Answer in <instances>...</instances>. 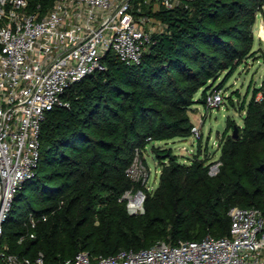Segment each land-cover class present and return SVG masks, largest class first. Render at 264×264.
I'll use <instances>...</instances> for the list:
<instances>
[{
    "label": "trees",
    "instance_id": "obj_1",
    "mask_svg": "<svg viewBox=\"0 0 264 264\" xmlns=\"http://www.w3.org/2000/svg\"><path fill=\"white\" fill-rule=\"evenodd\" d=\"M37 1L48 7L53 0L32 4ZM263 6L264 0H180L156 11L143 3L138 14L160 20L165 30L152 35L141 61L128 65L109 52L105 71L76 82L64 105L46 113L35 176L16 193L3 226L9 252L43 253L47 264H61L82 251L109 256L161 241L227 236L234 206L256 207L264 216V93L258 98L264 88L243 99V125L228 117L217 175L210 174L216 160L209 140L203 146L198 139L188 161L156 144L192 138L193 106L207 107L209 93L223 91V83L213 89L211 81L222 71L234 74L253 54V26ZM149 146L162 164L153 192L127 173L138 152L148 166ZM129 190L145 192L143 214L129 212L123 198Z\"/></svg>",
    "mask_w": 264,
    "mask_h": 264
},
{
    "label": "built area",
    "instance_id": "obj_2",
    "mask_svg": "<svg viewBox=\"0 0 264 264\" xmlns=\"http://www.w3.org/2000/svg\"><path fill=\"white\" fill-rule=\"evenodd\" d=\"M143 3L173 9L180 0H53L48 7L43 1L0 0V264H47L43 253L35 258L10 253L1 241L4 223L16 193L35 176L46 113L64 105L63 95L76 82L105 71L109 52L128 65L139 63L152 35L165 30L160 20L138 14ZM154 24L162 30L155 31ZM224 101L222 90L210 92L207 107ZM202 136L195 127L192 138ZM221 164L217 159L210 174L217 175ZM127 173L146 185L150 170L139 152ZM135 192L123 198L131 214H143L146 194ZM229 214L230 234L221 238L161 241L109 256L82 251L61 264H264L261 211L234 206ZM30 221L36 227L33 214Z\"/></svg>",
    "mask_w": 264,
    "mask_h": 264
},
{
    "label": "rangeland",
    "instance_id": "obj_3",
    "mask_svg": "<svg viewBox=\"0 0 264 264\" xmlns=\"http://www.w3.org/2000/svg\"><path fill=\"white\" fill-rule=\"evenodd\" d=\"M158 8V5L154 6L156 11ZM153 27L155 31L162 30L159 25L154 24ZM253 33L255 35L253 54L237 68L234 74L228 76L227 71H222L211 81L213 89L223 83L224 103L215 109H208L204 104L196 103L191 111V118L195 123V127L201 128L203 133V146H206L209 140L210 153L213 155L215 153L216 159L214 161L220 157V150L218 149L219 136L226 130L228 117L233 118L237 124L243 125L244 111L241 110L243 99L248 96L247 101H249L256 89L264 88V6L262 9L257 10ZM263 93L264 91H260L258 98H261ZM201 95L202 91L196 95V98L199 99ZM231 95H234V105L229 100ZM157 145L171 147L183 161L194 157V154L198 151V140L193 138L163 141L157 143ZM144 155L150 170V177L146 182V186L153 192L160 182L162 164L157 159L151 146L148 147ZM135 193L134 191L133 194ZM20 204L22 203L19 202L18 205ZM14 215L16 218L19 216L17 212H14Z\"/></svg>",
    "mask_w": 264,
    "mask_h": 264
},
{
    "label": "water",
    "instance_id": "obj_4",
    "mask_svg": "<svg viewBox=\"0 0 264 264\" xmlns=\"http://www.w3.org/2000/svg\"><path fill=\"white\" fill-rule=\"evenodd\" d=\"M238 133H239V128L236 126V127L234 128V131H233V136H234L235 138H237V137H238Z\"/></svg>",
    "mask_w": 264,
    "mask_h": 264
},
{
    "label": "crops",
    "instance_id": "obj_5",
    "mask_svg": "<svg viewBox=\"0 0 264 264\" xmlns=\"http://www.w3.org/2000/svg\"><path fill=\"white\" fill-rule=\"evenodd\" d=\"M158 142H156V144H157ZM189 159V158H188ZM188 159H185V161H188ZM214 159H216V158H214Z\"/></svg>",
    "mask_w": 264,
    "mask_h": 264
}]
</instances>
